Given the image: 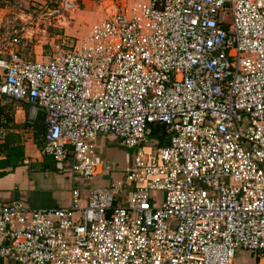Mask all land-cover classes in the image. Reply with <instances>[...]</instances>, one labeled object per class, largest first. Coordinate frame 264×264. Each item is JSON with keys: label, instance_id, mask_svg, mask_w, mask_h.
I'll list each match as a JSON object with an SVG mask.
<instances>
[{"label": "built area", "instance_id": "built-area-1", "mask_svg": "<svg viewBox=\"0 0 264 264\" xmlns=\"http://www.w3.org/2000/svg\"><path fill=\"white\" fill-rule=\"evenodd\" d=\"M114 5L44 60L24 52L36 30L0 37V105L43 113V152L74 183L110 169L99 135L142 148L68 206L0 196V264H234L239 249L264 264V0Z\"/></svg>", "mask_w": 264, "mask_h": 264}, {"label": "crops", "instance_id": "crops-1", "mask_svg": "<svg viewBox=\"0 0 264 264\" xmlns=\"http://www.w3.org/2000/svg\"><path fill=\"white\" fill-rule=\"evenodd\" d=\"M102 0H84V4L89 6L97 5L96 2ZM110 1V0H109ZM111 5L125 0H111ZM100 17V14L94 12ZM104 14L102 17L106 16ZM101 18H98V20ZM33 53V54H32ZM27 56L34 59L44 60L48 54H44L43 50H39L37 47L31 50V54ZM13 111L14 123L11 127H6L5 137L10 131L15 134L16 139H19L21 143L25 145V158L15 168L8 167L5 173L0 175V196L7 202L14 200H21L34 208H51V207H63L68 206L72 202V190L75 185L82 186L81 191L83 194L88 195L91 188L85 183L78 181L74 183V179L70 175L69 166L65 163L56 162L53 158L43 152L44 146V134H45V118L41 121L43 131L36 133L34 123L39 119V116L43 113L32 109L31 106L27 109L24 105L17 106H2L0 105V119L6 110ZM4 137V138H5ZM4 138L0 139L3 140ZM98 151L103 157L117 158L119 153L123 150H116L112 147H101L102 137L100 135L97 139ZM3 153L0 152V158L3 157ZM126 168L130 165L127 156ZM121 160V159H120ZM62 164V165H60ZM107 170L102 171L93 180V184H98V179L106 174ZM119 172L111 173V180L105 181L99 186H105L110 184L113 179H120L116 176ZM98 182V183H97ZM91 183V184H92ZM98 187V186H95ZM249 251V250H248ZM252 252V251H251ZM258 257V256H257ZM257 264H263V261L258 257Z\"/></svg>", "mask_w": 264, "mask_h": 264}, {"label": "rangeland", "instance_id": "rangeland-1", "mask_svg": "<svg viewBox=\"0 0 264 264\" xmlns=\"http://www.w3.org/2000/svg\"><path fill=\"white\" fill-rule=\"evenodd\" d=\"M2 2L4 5L0 7V37L19 29L23 25L37 32L29 41L28 50L24 49L26 55L31 54V50L36 47L47 54L50 43L57 42L62 37H65L66 41L84 38L90 32L92 24L98 18H102L104 12L109 14L115 10V5H111V0H102L93 6L84 4V0H0V4ZM97 11L100 17L94 13ZM100 137H102L101 150L105 145L117 151L119 149L123 151L119 153L120 156L117 158L106 157L110 169L98 179L100 183H97L101 185L108 179L111 180L113 177L111 173L113 172H119L116 176L124 179L126 175L125 156L132 164L134 156L141 152L142 148L140 146L128 148L114 134L100 135ZM151 138L153 136H150ZM98 184L92 183L89 187L99 186ZM128 194L129 190L124 185L121 191V195L124 197L122 204L126 203ZM257 260L256 254L239 249L236 252L234 264H257Z\"/></svg>", "mask_w": 264, "mask_h": 264}, {"label": "trees", "instance_id": "trees-1", "mask_svg": "<svg viewBox=\"0 0 264 264\" xmlns=\"http://www.w3.org/2000/svg\"><path fill=\"white\" fill-rule=\"evenodd\" d=\"M4 3L0 4L2 7ZM30 104H25V107L28 109ZM11 124L8 125V128L11 127L14 123V118L10 119ZM44 121V117L42 115L39 116V119L34 123V129L37 134L43 131L42 122ZM153 136L156 137L158 141V145H167L168 141L166 139V135L164 132V128L162 125L153 124ZM0 152L3 153V157L0 158V175L5 173V169L8 167L15 168L19 165L25 158V145L21 143L19 139H16L15 134L12 132H8L6 137L3 140H0ZM252 253L257 255L256 251H252Z\"/></svg>", "mask_w": 264, "mask_h": 264}, {"label": "water", "instance_id": "water-1", "mask_svg": "<svg viewBox=\"0 0 264 264\" xmlns=\"http://www.w3.org/2000/svg\"><path fill=\"white\" fill-rule=\"evenodd\" d=\"M60 165H62V164H60ZM120 179H122V178H120ZM117 180H119V178L118 179L117 178L116 179H113V181H117Z\"/></svg>", "mask_w": 264, "mask_h": 264}]
</instances>
